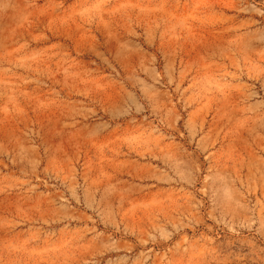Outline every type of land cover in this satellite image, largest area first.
Instances as JSON below:
<instances>
[{"label":"rangeland","instance_id":"1","mask_svg":"<svg viewBox=\"0 0 264 264\" xmlns=\"http://www.w3.org/2000/svg\"><path fill=\"white\" fill-rule=\"evenodd\" d=\"M0 264H264V0H0Z\"/></svg>","mask_w":264,"mask_h":264}]
</instances>
